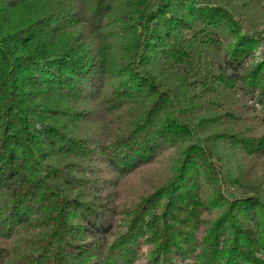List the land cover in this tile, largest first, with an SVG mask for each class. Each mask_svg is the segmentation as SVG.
I'll return each instance as SVG.
<instances>
[{
    "label": "trees",
    "instance_id": "16d2710c",
    "mask_svg": "<svg viewBox=\"0 0 264 264\" xmlns=\"http://www.w3.org/2000/svg\"><path fill=\"white\" fill-rule=\"evenodd\" d=\"M263 24L0 0V264H264Z\"/></svg>",
    "mask_w": 264,
    "mask_h": 264
},
{
    "label": "rangeland",
    "instance_id": "374dc122",
    "mask_svg": "<svg viewBox=\"0 0 264 264\" xmlns=\"http://www.w3.org/2000/svg\"><path fill=\"white\" fill-rule=\"evenodd\" d=\"M260 31H261L262 37H264V24L261 26ZM262 53H264V41L262 43H260V45L258 46V48H257V50H256V52L254 54V57L250 58L248 60V62L252 63L253 61H256V60H260V59L262 60V57L264 56V55H262ZM249 102L252 103L253 100H251Z\"/></svg>",
    "mask_w": 264,
    "mask_h": 264
}]
</instances>
